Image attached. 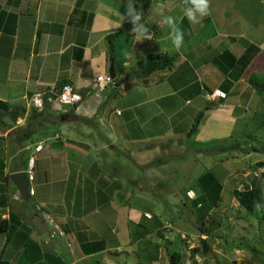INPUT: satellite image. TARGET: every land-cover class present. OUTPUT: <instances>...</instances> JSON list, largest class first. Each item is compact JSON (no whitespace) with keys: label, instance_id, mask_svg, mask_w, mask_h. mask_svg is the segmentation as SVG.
<instances>
[{"label":"crops","instance_id":"1","mask_svg":"<svg viewBox=\"0 0 264 264\" xmlns=\"http://www.w3.org/2000/svg\"><path fill=\"white\" fill-rule=\"evenodd\" d=\"M134 4L142 22H149L151 41L133 38L132 25L121 15L126 0H0V101L28 108L35 93L56 91L68 83L79 94L85 93L82 103L58 112L48 108L33 120L42 123L47 117L50 120L44 124L61 119L80 125L98 121L100 135L116 143L115 136L128 137L126 127L131 124L133 132L142 135L131 140L145 148L167 144L164 154L180 149L211 162L217 156L210 152L217 148L216 152H245L241 161L261 162L263 172L264 158L252 162L260 150L251 144L239 149L234 143L249 137L246 130L251 127L264 129V92L259 94L250 83L253 78L264 80V0H210V14L197 25L186 22L183 0H134ZM162 16L175 17L184 31L180 50L169 40ZM204 27L207 32L197 39V28ZM115 34L129 35L133 42L125 62L113 68L118 88H113L116 83L106 87L103 98L104 91L99 96L93 83L108 72L111 62L105 39ZM150 54H167L175 60L169 70L154 72L144 81L137 66ZM214 91L225 96L216 97ZM200 112L201 123L195 135L187 138ZM28 114L26 110L24 120ZM145 122L154 127H146ZM5 126L0 123V264H86L91 260L108 264L106 256L117 248L113 233L118 231L113 224L118 214L108 212L88 223L87 219L98 218L102 212L96 205L112 202V191L117 194L121 185L115 182L113 188L111 178L102 175L103 181H96L99 186L91 185L102 169L89 144L56 130L48 135L32 132L33 128ZM47 140L54 142L49 146ZM38 144L43 148L36 153ZM168 158L180 159L175 154ZM158 161L161 166L167 160ZM149 162L142 164L147 167ZM17 172L33 176L27 201L10 178ZM253 176L262 180L257 171ZM250 179L241 181L242 188ZM91 202L92 209L86 210ZM206 233L202 230L200 238L208 237ZM105 243L111 244L108 251ZM156 249L153 260L159 255L158 245Z\"/></svg>","mask_w":264,"mask_h":264},{"label":"rangeland","instance_id":"2","mask_svg":"<svg viewBox=\"0 0 264 264\" xmlns=\"http://www.w3.org/2000/svg\"><path fill=\"white\" fill-rule=\"evenodd\" d=\"M186 22L189 23L187 18ZM197 31L195 37L200 39L207 32V28L204 27L202 30L197 28ZM98 103L100 104L99 100ZM28 104L29 109L22 104L13 105L12 112L20 114V118L14 119L15 121L10 113L0 110V123L4 122L6 129L13 126H18L20 130L33 128L35 131L45 132L48 135L54 134L53 131L56 130L63 136L89 144L91 153L99 161L98 166L103 171L100 170L95 179L91 180V185L96 186V181H101L108 176L111 178L109 180L113 188L116 186L115 182L121 185L122 188L117 194L112 191V197L115 198L112 202L96 205V209L102 212L99 213L98 218L93 216L87 219V223L97 221L103 215L105 217L108 212H117V222L111 223L117 227L118 232L113 233V236L116 234L118 243L117 248L106 256L110 264H169L168 255L173 251L180 254V264H264V228L263 224H259L262 209L248 214L237 206L232 196L233 190L243 189L241 181L250 179L255 171L262 174L264 185V169L261 172L258 166L261 162L249 165V162L241 161L245 152L239 153L234 150L216 152L218 148L210 152L217 156V159L214 158L212 162L206 158H196L195 152L180 149L175 153L164 154L167 144H153L150 148H145L146 146L141 143L132 141L133 137L141 138L142 135H136L131 124L126 127L128 137L115 136L119 140L118 143L111 142L100 135L101 127L97 125L98 121H93L92 125H80L79 122L70 124L69 120L54 119V123L44 124L50 120L45 117L44 122L38 123V120H33L30 115L32 109L30 101ZM56 108L63 111L65 105H56ZM26 110L29 114L24 120ZM53 115H56V112ZM142 121L144 122L143 119ZM144 125L151 129L154 127L146 122ZM80 129L82 133L78 131ZM102 131L106 132V126ZM246 131L249 137L241 138L239 143L234 144H238L239 149L251 144L260 150L256 158L252 160L256 162L258 158H264V152H261V149H264V129L251 127ZM80 137L84 140H80ZM52 142L54 141L47 140L45 144L51 146ZM108 144L115 148L110 149ZM172 154L178 155L180 159H169L168 157ZM230 157V160L224 161L225 158ZM146 160L150 161L147 167L142 164ZM158 160L167 161L160 166ZM154 171L155 174H149ZM209 171L214 172L218 177V179L214 177L211 179L216 183H213L214 187L219 188L221 192L216 200L208 197L207 203L198 207L206 217L203 220L205 224L201 225V222L197 221L198 212L195 211L191 201L194 199L197 186L201 181L207 180L205 174ZM245 174L249 176L246 179L242 178ZM89 186L90 184H87L86 187ZM144 189L148 190L142 191ZM190 189L193 193H186ZM86 207V210H91L92 202ZM145 212L149 214L146 215ZM90 214L92 213H88L87 216ZM109 216L113 218L112 215ZM200 229L206 231L208 237L200 238ZM181 236H185V239ZM200 239H206L207 252L192 256L191 250L200 247ZM109 245L111 244L105 243L106 251ZM157 245L159 247L157 260L145 259L144 255L147 252L154 254ZM94 262L91 260L88 264H99L97 261ZM102 263L106 264L105 262L100 264Z\"/></svg>","mask_w":264,"mask_h":264},{"label":"trees","instance_id":"3","mask_svg":"<svg viewBox=\"0 0 264 264\" xmlns=\"http://www.w3.org/2000/svg\"><path fill=\"white\" fill-rule=\"evenodd\" d=\"M106 43H107V53L109 56V61L113 63V68L119 64H123L126 59V55L128 51L130 50V47L132 45V37L131 36H125L122 34H115V35H109L106 37ZM174 57L167 55V54H150L146 57L145 61L137 66V73L141 79L144 81L148 76H150L152 73L157 71H163V70H169L173 64H174ZM115 72V70H114ZM117 74V73H116ZM113 84L117 82V80L112 81ZM250 83L252 84L253 88L258 91V93L264 92V80H260L258 78H253L250 80ZM68 84V83H67ZM112 84V85H113ZM111 85V86H112ZM118 88V87H113ZM103 93V98L104 94ZM82 98L85 97V93H80ZM51 107V104H49L46 101V96L44 97V106L41 111H37L35 108L32 107L31 109V117H40L45 112H47ZM69 107V106H66ZM71 108V107H69ZM0 110H3L5 112H8L11 114L12 119H17L20 114L17 112H12V107L8 103H4L0 101ZM24 110V109H23ZM55 111H59L57 108ZM203 118V112H200L196 115L194 118V121L191 125V128L189 129L187 133V138L193 137L195 135L197 128L199 124L201 123V120ZM32 132H35V130H32ZM28 136L31 135V133L27 132ZM221 150V149H220ZM258 166H262L261 163L258 164ZM205 177L207 180L201 181L200 185L197 186V189H195V198L191 201L192 205L195 208V211H197V221L201 222V225H204L205 223L203 220L206 218L204 212H202L201 209H198L199 206L207 203V198H212L213 200H216L217 195H220L219 188L214 187L213 183H215L212 179L213 177L218 179V177L215 175L214 172L209 171L205 174ZM254 178L250 179V183L244 187L241 190L235 189L232 192L233 199L237 202V206L239 208H242L245 212L248 214H253L256 209L254 208V203H260L264 205V185L262 184V180L259 179L256 176H253ZM212 178V179H211ZM216 184V183H215ZM214 189V190H213ZM192 191V189H190ZM200 208V207H199ZM262 212L259 217V224H263L264 228V208H261ZM238 210V209H236ZM202 231V229H200ZM200 247H195L191 250L192 256L197 253L205 254L207 252L208 245L205 242V240H199ZM155 251L157 252V249L155 248ZM151 253L153 252H147L144 255L145 259H149L151 257ZM155 256V255H154ZM169 264H180L181 263V256L178 252L173 251L169 255ZM149 260H153L151 257Z\"/></svg>","mask_w":264,"mask_h":264},{"label":"clouds","instance_id":"4","mask_svg":"<svg viewBox=\"0 0 264 264\" xmlns=\"http://www.w3.org/2000/svg\"><path fill=\"white\" fill-rule=\"evenodd\" d=\"M182 12H183V16L187 18L190 24L192 25L200 24L203 18L207 17L210 14V0H183ZM121 15L124 17L125 21H127L128 23L132 25L131 34L133 38L136 39L137 42H143L145 40H149V41L153 40L154 34L150 31V29L146 26V24L142 22V19H143L142 15L138 11L137 7L135 6L134 0H126L125 10L123 14L121 13ZM160 22L168 27L169 29L168 38L171 41L174 48L176 50H180L184 45V31L178 26L176 22V18L173 16H162ZM114 80H117V77ZM59 88L56 90V92L59 90ZM75 92L77 91L75 90ZM188 192L193 193V191H187L186 193ZM254 208L256 209L257 212H259L261 208H264V205L257 202V203H254Z\"/></svg>","mask_w":264,"mask_h":264},{"label":"built area","instance_id":"5","mask_svg":"<svg viewBox=\"0 0 264 264\" xmlns=\"http://www.w3.org/2000/svg\"><path fill=\"white\" fill-rule=\"evenodd\" d=\"M94 86L96 91L98 92L99 96H101L100 93H102L106 87L112 84V79L109 75H100L97 76L94 80ZM60 94L55 95L56 91L52 90L47 93L45 92H37L32 97H30L29 101L33 108H35L37 111H41L44 106V97L46 96V101L52 105V107L55 109L56 105H65L69 107H78L82 103V98L79 93L75 92V89L69 85V84H63L59 88ZM213 95L216 97H224L225 95L221 93L220 91H214ZM43 146L42 144H38L34 151L36 153L40 152L42 150ZM33 176L31 173H28V180L29 182L32 181ZM29 193H32V191H29ZM192 193V192H190ZM189 194V193H188ZM191 196V195H190ZM193 196V195H192ZM51 222V221H50ZM184 239L185 237L182 236Z\"/></svg>","mask_w":264,"mask_h":264},{"label":"water","instance_id":"6","mask_svg":"<svg viewBox=\"0 0 264 264\" xmlns=\"http://www.w3.org/2000/svg\"><path fill=\"white\" fill-rule=\"evenodd\" d=\"M108 75L111 77L112 80L116 78V75L113 70V63L111 62L108 68ZM116 87H118V83L115 84ZM60 91L58 90L55 95H59ZM10 178L12 179L14 185L16 186L20 197L27 201L29 197V180H28V174L26 172H17L12 175H10Z\"/></svg>","mask_w":264,"mask_h":264}]
</instances>
